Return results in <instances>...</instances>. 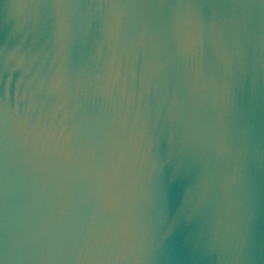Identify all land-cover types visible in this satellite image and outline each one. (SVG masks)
<instances>
[{
	"label": "water",
	"instance_id": "95a60500",
	"mask_svg": "<svg viewBox=\"0 0 264 264\" xmlns=\"http://www.w3.org/2000/svg\"><path fill=\"white\" fill-rule=\"evenodd\" d=\"M0 264H264V0H0Z\"/></svg>",
	"mask_w": 264,
	"mask_h": 264
}]
</instances>
